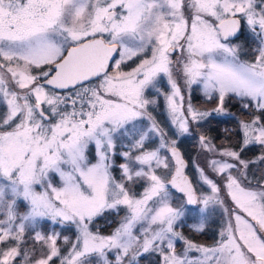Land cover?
<instances>
[{"label":"snow or ice","instance_id":"obj_1","mask_svg":"<svg viewBox=\"0 0 264 264\" xmlns=\"http://www.w3.org/2000/svg\"><path fill=\"white\" fill-rule=\"evenodd\" d=\"M194 85L216 106H193ZM228 95L251 118L216 149L198 130ZM0 106V264H264V0H0ZM188 137L212 155L186 161ZM217 211L212 244L183 234ZM105 212L124 213L107 236L89 227ZM42 221L76 227L67 253Z\"/></svg>","mask_w":264,"mask_h":264},{"label":"rangeland","instance_id":"obj_2","mask_svg":"<svg viewBox=\"0 0 264 264\" xmlns=\"http://www.w3.org/2000/svg\"><path fill=\"white\" fill-rule=\"evenodd\" d=\"M244 29H245V34L247 35L246 26L244 27ZM238 43H240L242 46L241 59L251 60L253 58V56L255 55V53L253 52V48L255 45L253 43H251V46L248 47L246 45H243L244 43L241 40L238 41ZM129 63H132V62H129ZM110 67H111V65H110ZM160 86H161L162 91H168L166 77L160 78ZM182 91H183V89H182ZM196 95L199 97L198 99H196ZM187 99H188V97L186 95L185 96L186 102H187ZM191 102H192L193 106H195L197 109H199L201 111L210 110L212 107L216 106L215 98H213L212 100H208L203 95L199 85H194L192 88ZM224 107H225L226 111L229 113V115H227V116H216V117H210L209 118V119H217V121L231 119L232 122L228 123V125H226L224 123L222 126L218 125L219 127H216L218 130H220L222 132V136L210 135L205 130L208 126L198 130V133L206 136L207 139L209 141H211V143L215 146L216 149H226V148L238 147V144H239V141H240V138L242 135L241 130H240V122L241 121H248L251 118L248 115V113L241 108L239 100L237 98H234V100H231V99H229V96H226L225 101H224ZM148 110L151 113V115L156 119V121L160 124L161 128H163L164 131L168 134V136H171L172 135V131H171L172 126L169 123L170 117L168 116L167 103L164 99V96L160 95L159 99H158V104L155 107L150 105ZM2 114H3V108H2V106H0V115H2ZM189 139L194 141V144L196 143L195 154H194L193 160L200 161L202 163V156L203 155H209V156L212 155V153H205L204 150L199 146V142L195 138L189 137ZM153 140L155 143H157V144L159 143L158 137H154ZM258 151H259V149L257 148L256 152H249L248 153L249 157L256 155L258 153ZM89 152L93 154V156L90 158H92L93 162H95V159H94L95 146L94 145H91L89 147ZM217 158H219V157H217ZM119 163H120V161H119ZM186 171H187V174L189 175V178H190V176H192V179H194L193 169H191V170L187 169ZM113 174H115L116 176L118 174H120L119 169H118L117 173L113 170ZM52 178H53L54 184H56V185L60 184V178L58 175L52 174ZM196 187H197V195L207 194L204 191V189H201L199 187V185H196ZM134 190L139 192V191H141V188L139 185H137ZM221 197L223 199H225L226 203L230 201V197L225 196V194L223 192H221ZM25 208H26V205L21 203V211H23ZM107 213L110 214L109 212H107ZM123 214H120L118 219H117V217H116V219H114L115 222H117V226H115V228L118 227L119 222L123 217ZM98 217H100V216H98ZM96 218L92 221V223L89 226L91 230L99 231V233L101 235H104V236L110 235L115 230V228H114L111 231H107V232L102 231V229H104L103 226L102 227L99 226L101 229V230H99L96 226ZM41 223H42V226L48 225V227H50L53 224L51 221H42ZM222 223H223V220L221 219V214L219 211H217L210 217L209 221L207 222L206 231L204 233L195 232L188 226L183 227L182 231H183V234L186 237H188L189 239H193L195 242H197L199 244L210 245L214 242V236L218 232L219 227ZM68 226H72L70 228V233H73L74 231L76 232V236L74 237V239H76V237L78 235V230L76 229V227L74 225H68ZM104 230H106V229H104ZM45 232L50 234L52 231L49 232L48 230L47 231L45 230ZM57 233H59V238L62 239L61 241H58V240L56 241L57 247L60 250V246L62 244H65V241L63 238L65 236L67 237L68 233L67 232H57ZM29 243L30 244L32 243L31 240L29 241ZM68 249H69V247H68ZM179 251H181V246L178 245L177 252H179ZM109 257L110 258L112 257L111 253H109ZM147 257H148L149 262L155 258V256H152V255H148ZM143 261H144V259H143ZM52 264H58V258H54ZM144 264H148V263H144Z\"/></svg>","mask_w":264,"mask_h":264},{"label":"trees","instance_id":"obj_3","mask_svg":"<svg viewBox=\"0 0 264 264\" xmlns=\"http://www.w3.org/2000/svg\"><path fill=\"white\" fill-rule=\"evenodd\" d=\"M245 31V29H244ZM246 35V34H245ZM241 41L244 43L243 45H246L248 47L251 46V43H253L251 40H244L243 38L241 39ZM195 96V95H194ZM200 96V95H199ZM229 99L234 100V96L232 95H228ZM199 97L196 95V99H198ZM234 111V110H233ZM232 111V112H233ZM211 122L207 123V128L205 129L210 135L212 136H222V132L220 130H218L216 127L222 126L224 123L226 125H228V123L232 122L231 119H227V120H222V121H217V119H209ZM219 125V126H218ZM209 129V130H208ZM197 142V141H196ZM195 145L194 141L190 140L189 137L185 138L182 140V142L180 143V151L182 152V154L184 155V158L186 159V161H189L190 158L193 160L194 154H195ZM120 161V158L117 156L116 157V164H118ZM192 166H191V162H189V167L188 170H191ZM116 173L118 172L117 168L113 169ZM115 175V174H113ZM120 174H118L116 177H119ZM190 179H192V176H190ZM120 214H123V212H121ZM118 219L119 215H116L114 213H110L108 214L107 212H105L103 214V216L97 217L96 218V226L99 230L100 227L103 226L104 229H102V231H111L115 228V226H117V222H115L114 219ZM100 226V227H99ZM72 226H68V225H56V224H52L50 227H48V225H45L44 228L47 231H52V232H67V238H68V242L65 244H62L60 246V252L62 254L67 253L68 247L70 245L71 242H73L75 239L74 237L76 236V232L74 231L73 233H70V228ZM58 241H61L62 239L58 238ZM144 259V261H143ZM157 260V257H155L152 261L149 262L148 257H142L141 258V264L143 263H148V264H154V261Z\"/></svg>","mask_w":264,"mask_h":264},{"label":"flooded vegetation","instance_id":"obj_4","mask_svg":"<svg viewBox=\"0 0 264 264\" xmlns=\"http://www.w3.org/2000/svg\"><path fill=\"white\" fill-rule=\"evenodd\" d=\"M242 25H243V22H242Z\"/></svg>","mask_w":264,"mask_h":264},{"label":"water","instance_id":"obj_5","mask_svg":"<svg viewBox=\"0 0 264 264\" xmlns=\"http://www.w3.org/2000/svg\"><path fill=\"white\" fill-rule=\"evenodd\" d=\"M182 153V152H181ZM186 160V159H185Z\"/></svg>","mask_w":264,"mask_h":264}]
</instances>
